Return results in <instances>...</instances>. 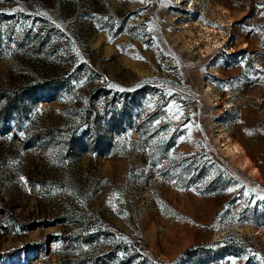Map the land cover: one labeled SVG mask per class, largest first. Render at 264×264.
<instances>
[{"label": "rangeland", "instance_id": "rangeland-1", "mask_svg": "<svg viewBox=\"0 0 264 264\" xmlns=\"http://www.w3.org/2000/svg\"><path fill=\"white\" fill-rule=\"evenodd\" d=\"M262 197L264 0H0V264H264Z\"/></svg>", "mask_w": 264, "mask_h": 264}, {"label": "bare ground", "instance_id": "bare-ground-1", "mask_svg": "<svg viewBox=\"0 0 264 264\" xmlns=\"http://www.w3.org/2000/svg\"><path fill=\"white\" fill-rule=\"evenodd\" d=\"M232 144V146H233V148L236 150V151H242L243 149L240 147V145H238V144H236V143H231ZM226 146V148L228 149H233L232 147H229V146H231V145H225ZM241 153V152H240ZM244 158H246L247 159V157L244 155Z\"/></svg>", "mask_w": 264, "mask_h": 264}, {"label": "snow or ice", "instance_id": "snow-or-ice-1", "mask_svg": "<svg viewBox=\"0 0 264 264\" xmlns=\"http://www.w3.org/2000/svg\"><path fill=\"white\" fill-rule=\"evenodd\" d=\"M142 2H147V0H142ZM111 86V85H110ZM170 94V93H169ZM174 119H179V115H174L173 116ZM183 139V137L181 138ZM21 180H24L23 177H21ZM229 191H232V189H229ZM262 199H264V197H262ZM233 264H235V262L233 261Z\"/></svg>", "mask_w": 264, "mask_h": 264}]
</instances>
